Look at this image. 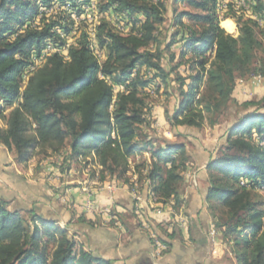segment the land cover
<instances>
[{"label":"trees","instance_id":"16d2710c","mask_svg":"<svg viewBox=\"0 0 264 264\" xmlns=\"http://www.w3.org/2000/svg\"><path fill=\"white\" fill-rule=\"evenodd\" d=\"M90 1L0 0V119L4 123L0 144L14 152L18 163L29 161L36 146L66 150L64 161L93 155L101 180L108 176L130 190L134 183L138 190L145 183L157 202L173 201L171 207L178 210L185 145L163 140L156 144L142 127L150 125L143 92L158 77L164 81L169 75L161 63L163 50L171 51L180 30L161 48L163 0H98V11L104 16L126 14L139 21L120 33L105 17L100 18L95 26V43L103 52L100 59L93 54L85 30L69 46L55 30L69 34L71 13L83 15ZM245 1L250 4L249 17L235 16L234 11L225 16L236 18L234 37L220 26L217 0H173L175 6L183 2L194 11L173 10V25L182 28L179 64L185 63L191 73L176 74L179 101L174 112L166 114L171 128H199L206 119L209 126L216 125L215 116L229 102L236 77L251 72L253 51L260 45L258 22L252 16L264 23V0ZM52 4L68 9L40 29L25 25L41 6ZM48 40L66 47L68 59L59 51L50 54L21 90V74L32 52L40 51ZM174 55L170 53L171 60ZM256 71L261 74L255 76H264L263 69ZM144 152L150 159L135 167L137 178L130 182L129 159ZM206 169L208 208L212 212L218 206L225 208L215 227L223 230L236 264H264V209L255 199L257 190H264V111L257 107L238 117L227 129L223 149ZM164 233L171 236L167 230ZM157 240L169 248L166 239L159 236ZM0 264L115 263L84 250L56 220L9 210L0 197Z\"/></svg>","mask_w":264,"mask_h":264},{"label":"crops","instance_id":"0c3cea01","mask_svg":"<svg viewBox=\"0 0 264 264\" xmlns=\"http://www.w3.org/2000/svg\"><path fill=\"white\" fill-rule=\"evenodd\" d=\"M152 113L159 131L166 124L162 111ZM210 135L207 142L199 145V150H189L191 160L186 171L193 170L194 177L192 184L183 180L179 188L183 223L173 219L168 203L153 202L145 183L138 191L137 201L126 184L111 178L98 187L93 181L85 183L87 189L72 186L75 180H65L67 174L61 175L60 162L54 166L33 156L25 163H18L14 152L1 144L0 197L7 202L9 210L35 212L56 220L84 250L115 264H236L227 245L218 237L213 243L209 236L213 218L206 199V165L221 144L216 140L208 142ZM147 154L144 155L149 159ZM69 176H73L70 171ZM86 202L97 207L99 214L83 212L81 204ZM104 208L114 210L119 218L102 213ZM165 223L168 226L171 223V227L166 228ZM166 229L170 237H166ZM152 235L161 236L169 243L168 250L157 259L152 257Z\"/></svg>","mask_w":264,"mask_h":264},{"label":"rangeland","instance_id":"374dc122","mask_svg":"<svg viewBox=\"0 0 264 264\" xmlns=\"http://www.w3.org/2000/svg\"><path fill=\"white\" fill-rule=\"evenodd\" d=\"M163 1L166 6V11L164 12L165 20L163 24L159 27V34H158L159 41L161 43V48H163L168 42H171L170 40L172 38V34L174 31L176 30H180V31L177 37H175L176 43L171 47V51L163 50V58H162L161 63H162V66L164 67V70L169 73L166 80L163 81L161 80V78L158 77V80H154V83L150 87L145 89L143 92L144 99L146 100L145 102L148 108L147 114H148V120H150V125L142 127V131L144 134H147L148 138H151L152 140H154L156 144H159L158 142L162 140L184 143L186 157H187V160H186V167H187V164L190 165L189 161L191 160V155H190L189 150H193V151L199 150V145L203 144L204 142H207L210 134L211 135H210V139L208 142L212 140L213 141L216 140L218 144L221 143L220 146H217V148L213 151V155L215 156L216 154H218L219 150L223 149L225 145L227 129L238 117H240L241 115L245 113H249L257 109V107H258V110L264 111V76L262 75L255 76V74L257 73L261 74L260 72L256 70H259V71L260 69L264 70V23L262 20H258L255 16H252V18L254 20H257L258 22L257 35L260 40V45L253 51V59L250 63V69H252L251 72L249 74L236 77L234 89L230 96L229 102L221 106L220 109L222 111L221 113L219 112V115H216V114H215L216 116L213 115L217 118L216 120L218 123L214 126H209L208 120L206 119L204 120L202 126L199 128L186 127V126H182V127L176 126L175 128H171L170 124L167 121L166 114L168 113L169 115H171L178 105L179 83L175 78L176 74L180 76H187L189 74L188 72H190V71H187L188 68L185 63L181 62L180 63L181 65L179 64L180 62L179 51H180V47L182 46V41H181L182 28L178 29L177 27L173 25V20H174L173 10L174 8H176L177 11H180L183 9H190L194 11V9L189 8L183 2H179L175 6L173 0H163ZM96 2H98V0H92V2L90 3L91 11L89 14V21H90L89 25L85 21L86 19H76L75 13H71V20H72L71 26L73 27H71L70 33L65 35L61 31V29L59 28L55 29L56 31L58 30L57 34L60 36V38H63L65 40V43L67 42L66 46L70 44H74L76 38L78 37L81 31L86 30L87 34L90 33L91 31L95 33V26L96 24L99 23L100 18L102 17H105L106 20L110 21V23L114 22V23H111L112 26L113 27L115 26L114 27L115 30H116V27L117 29H120V30H116L118 32L122 31L120 33H127L131 28L130 23L132 22H134L135 24L139 23L138 20L130 19V17H128V15L126 14H121V16L120 14L104 16L102 13L98 11ZM238 2L240 1L232 0V2H228L225 8H221V5L218 6V3L216 2L217 4L216 5V15L218 17V20L220 21V26L225 30L226 33L231 34L234 37H236L238 34V26H237L236 18L235 17H225V16L231 13L232 11H234L235 16H244L243 19L244 18L246 19L247 17L251 15V12L248 11L250 10V4L246 2V6L242 7L238 4ZM67 7L68 6H65V7L58 6V9H55V8L51 9L50 10L51 12L47 11L46 13H42L44 17L41 15V12H40L41 10L39 9L38 13L35 15V18L30 19L27 22H31V23L35 22L41 28L44 22L46 23L49 19H55L60 14L61 11H63L64 9L67 10L68 9ZM230 7H231V10H230ZM40 8H43V7H40ZM111 18H112V21H111ZM68 22H70L69 18H68ZM183 22L188 27L191 26L192 24L187 18H183ZM66 51H67V48L65 47L64 52H60V51L59 52L61 53L63 57L65 56L64 57L65 59L66 58L68 59ZM171 52L175 53L174 55L175 58L173 60L170 59ZM34 54H36V52H32L31 57H30V63L33 62L35 59H37V58L34 59V57L36 56ZM101 55L103 56L102 50H101ZM189 57L190 55L186 56V58H189ZM45 59L42 60L38 64L37 68H39L45 62ZM176 64H179V67L178 66L176 67ZM172 67L174 68L176 67V68L173 71H171ZM144 73H146L145 70H142V74ZM22 75H23V72L21 74V79L23 78ZM28 77L26 78V80L28 79ZM26 80L23 81L22 79L21 90L23 89L26 83ZM246 102H253L256 104L246 106L245 105ZM155 111H162L163 119L166 122V124L162 125L159 128V131H157V128L155 127V121H156V118L154 117L155 115H152L153 114L152 112L155 113ZM0 126L4 127L3 120L1 119H0ZM211 130H213V132H210ZM31 134L32 132H29V135ZM65 153H66V150L64 149L60 152H56L53 150V147L48 146V145L47 146H36L32 150V157L34 156V157H37L43 160H47L49 164H53L54 166L60 162L59 164H60L61 175L62 174L68 175V176L67 175L64 176L65 180L67 182H71L70 180H75V181H72L71 183L72 186L85 187L87 189L86 184L88 182L93 181L95 182V184H97L96 186L98 187V185H103L104 182H106V180H109L108 176L103 180L100 179V173H99L100 166L96 163L97 159L95 156L87 155V156L78 157L76 160L66 159L64 161V158L67 156V155L63 156V154ZM145 153L147 152H144L142 154H137L136 156H133L129 159V170H128L127 175L130 177V182H135L137 178V174L134 171L135 167L140 166L143 160L149 161L150 155L148 153L147 155H149L148 156L149 159H146L147 156L144 155ZM69 171L73 173L72 177L69 176ZM181 174L184 178L183 180H185L187 183H190V184L193 183V177H194L193 170L186 171V168H185V170L182 171ZM133 176H135V178ZM77 179L79 180V183L76 182ZM119 182L124 184L121 181ZM133 188L134 190L132 189L130 190V188L128 187L129 191L133 195L134 200L137 201L136 197H139L137 196L138 191H139L138 190L139 185L134 183ZM149 195L151 196L150 192H149ZM151 198L153 199V202L160 203V202H157L154 197H151ZM255 199L258 201L260 207L264 209V190H257ZM181 200H182V204L180 205L178 210H174L176 213V216H182V214L180 213V210L183 205V199ZM168 204L172 206L173 201H169ZM81 208H83L82 209L83 212H91L92 214H95V215L99 214L98 212L100 211L99 209H97V207L95 208V206L90 202L89 204H87V202L81 204ZM171 209L173 208L171 207ZM224 211H225V208L223 206L216 207L214 209V212L210 210L212 218H213L214 226H216L217 220L220 219ZM101 212L105 214H109L110 216L119 218L118 213H115L114 210H108V208H104V209H101ZM99 223L100 222H98V224ZM167 227L168 225L166 226V228ZM215 230H216V235H217L216 237H218L219 240L223 241L227 245L228 250L231 252V248L229 244L225 242V239L223 236V230L217 227H215ZM217 231H218V234H217ZM67 232L69 235L73 236L72 234L69 233L68 230ZM153 237L157 239L159 236L152 235V238ZM167 250L168 249H166L165 252ZM165 252H163V254Z\"/></svg>","mask_w":264,"mask_h":264},{"label":"bare ground","instance_id":"6f19581e","mask_svg":"<svg viewBox=\"0 0 264 264\" xmlns=\"http://www.w3.org/2000/svg\"><path fill=\"white\" fill-rule=\"evenodd\" d=\"M228 2H232V0H228ZM228 2H226V0H217V3H218V6L219 5H221V8H225L226 7V5L228 4ZM244 2V4L243 3H241V2H238V4L240 5V6H242V7H245L246 6V1L244 0L243 1ZM95 3V2H94ZM97 3V2H96ZM217 5V4H216ZM42 7V6H41ZM248 7V6H247ZM55 9H58V8H55ZM40 12H41V15H42V13H46V12H44L45 11V7H43V8H40ZM91 11V10H90ZM94 11V10H93ZM51 12V11H50ZM57 12V11H56ZM62 12V11H61ZM60 12V13H61ZM96 12V11H95ZM92 13V12H91ZM59 14V13H58ZM40 15V16H41ZM57 15V14H56ZM95 15V14H94ZM39 16V15H38ZM43 16V15H42ZM46 16H48V15H46ZM53 16V15H52ZM74 16V15H73ZM92 16V15H91ZM120 16H121V14H120ZM44 17V16H43ZM102 17V16H101ZM128 17H129V15H128ZM127 17V18H128ZM35 18V17H34ZM126 18V19H127ZM40 19V18H39ZM50 20V19H49ZM48 20V21H49ZM35 21V20H34ZM47 21V22H48ZM84 21V20H83ZM86 21V20H85ZM111 21H112V18H111ZM38 22V21H37ZM42 22H43V20H42ZM45 23V22H44ZM26 24H28V27H33V28H38V29H40V27L37 25V23H35V22H26ZM25 24V25H26ZM41 25H42V23H41ZM117 25V24H116ZM94 26V25H93ZM71 27H73V26H71ZM76 27V26H75ZM115 27V26H114ZM230 28V27H229ZM76 29V28H75ZM226 29H227V27H226ZM116 30H120V29H117V27H116ZM58 31V30H57ZM76 31V30H75ZM78 31V30H77ZM86 31V30H85ZM92 32V31H91ZM91 32L90 33H88V36H89V40L91 41L90 42V47H91V49H92V51H93V54L94 55H96V56H98L100 59H101V57H102V55H101V49H99L98 48V50L100 51H96L95 50V33H93L92 32V35H91ZM120 32H122V31H120ZM230 32H232V31H230ZM65 36V35H64ZM66 38V37H65ZM94 41V42H93ZM67 43V42H66ZM64 45H62V47H63ZM67 46H69V45H67ZM51 50V44H50V40H48L47 42H46V44L41 48V50L40 51H34V52H36V54H34V55H36L35 57H34V59L35 58H37V59H35L33 62H31L27 67H25V69H24V71H23V74H26V72H27V76H23V81L24 80H26V78L29 76V74L30 73H32L36 68H37V66H38V64L42 61V60H44L46 57H48L50 54H52V53H55L56 51H50ZM42 51H47L46 52V54H44V55H41V52ZM66 52H68V51H66ZM61 54V53H60ZM65 57V56H64ZM67 59V58H66ZM29 69V70H28Z\"/></svg>","mask_w":264,"mask_h":264},{"label":"built area","instance_id":"2783aa9c","mask_svg":"<svg viewBox=\"0 0 264 264\" xmlns=\"http://www.w3.org/2000/svg\"><path fill=\"white\" fill-rule=\"evenodd\" d=\"M239 1L244 4L243 0H239ZM91 2H92V0L90 1V3ZM226 2H228V0H226ZM58 6L59 5L52 4V5L48 6V7H45V11L44 12L50 11L51 9H54V8H58ZM85 10H86L85 13L83 15H81V16H78L77 14H75L76 15V19H86V22L89 25L90 24V21H89L90 5L88 7H85ZM248 11L250 12V10H248ZM111 23H114V22H111ZM26 26H28V24H26ZM91 35H92V33H91ZM50 43H51V50L50 51L64 52V48H59V44H54L51 40H50ZM95 50L99 51L96 43H95ZM46 52L47 51H42L41 55L46 54ZM22 76H27V72H26V74H23ZM136 199H137V197H136ZM170 215L173 217V219H176L178 223H183L184 222L183 216H176V213H175V211L173 209H171ZM170 224L168 226V229L171 227ZM209 236H210L211 241L214 243L215 238H216V230H215L214 224L211 225V227L209 229ZM153 238H154L153 239L154 243H153L152 257L157 259V258L161 257V255L163 254V252H165V250L168 248V246L165 243H162V242L158 241L155 237H153Z\"/></svg>","mask_w":264,"mask_h":264}]
</instances>
